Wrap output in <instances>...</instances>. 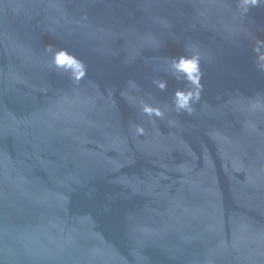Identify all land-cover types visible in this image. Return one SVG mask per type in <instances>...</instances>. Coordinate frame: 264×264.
Returning <instances> with one entry per match:
<instances>
[{
	"label": "water",
	"instance_id": "1",
	"mask_svg": "<svg viewBox=\"0 0 264 264\" xmlns=\"http://www.w3.org/2000/svg\"><path fill=\"white\" fill-rule=\"evenodd\" d=\"M247 7L0 0V264H264V3ZM197 53L200 99L177 112L193 86L169 57Z\"/></svg>",
	"mask_w": 264,
	"mask_h": 264
},
{
	"label": "clouds",
	"instance_id": "2",
	"mask_svg": "<svg viewBox=\"0 0 264 264\" xmlns=\"http://www.w3.org/2000/svg\"><path fill=\"white\" fill-rule=\"evenodd\" d=\"M258 2L264 3V0H242L243 10L247 12L248 5H256ZM47 51L51 53L52 66L54 68L62 70L70 78H74L77 81L85 75L86 69L83 63L78 58L69 54L66 49H55L49 46ZM256 51L259 52V49L257 48ZM259 58L264 60V54H261ZM169 63L174 79L182 82L184 85L191 84L193 86L192 88L181 87L175 90L172 98L174 110L191 114L193 112L192 105L200 99L202 91V84L200 82L202 72L199 54H180L169 57ZM156 83L161 90L166 87L165 81H156ZM141 107L143 113L150 117L153 115L156 117L163 116V112L159 108L147 104H142ZM143 131V128H136L138 134H142Z\"/></svg>",
	"mask_w": 264,
	"mask_h": 264
}]
</instances>
